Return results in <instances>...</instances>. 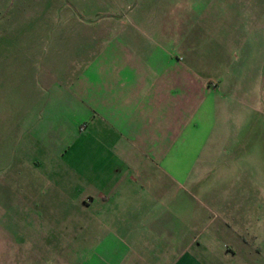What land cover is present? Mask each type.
<instances>
[{
	"label": "crops",
	"instance_id": "0c3cea01",
	"mask_svg": "<svg viewBox=\"0 0 264 264\" xmlns=\"http://www.w3.org/2000/svg\"><path fill=\"white\" fill-rule=\"evenodd\" d=\"M243 1L252 17L225 24L219 61L202 54L208 42L183 39V7L175 9L169 41L151 40L150 23L95 25L100 37L89 42L81 37L93 25H65L79 39L63 58L15 54L23 48L17 29L5 35L14 25L0 26V211L13 222L50 224L42 238L53 243L41 264H132V240L151 235L164 241L168 257L160 264H190L183 257L188 230H166V193L182 189L193 171L209 175L217 154L228 172L237 165L255 176L262 199L253 220L264 222V0ZM211 30L197 29L213 41ZM7 41L14 42L8 49ZM27 62L33 68L24 74ZM24 94L29 104L8 101ZM210 203L198 220L222 206ZM250 236L264 239V231L256 225ZM140 244L155 261L160 253Z\"/></svg>",
	"mask_w": 264,
	"mask_h": 264
},
{
	"label": "rangeland",
	"instance_id": "374dc122",
	"mask_svg": "<svg viewBox=\"0 0 264 264\" xmlns=\"http://www.w3.org/2000/svg\"><path fill=\"white\" fill-rule=\"evenodd\" d=\"M177 7L185 9L183 11L186 16L183 18L182 27L186 29L182 35L183 39L198 38L199 42H208V48H201L202 54L214 57L215 61H219L225 53L222 46H217L227 34L224 30L225 24L238 27L245 19L249 20L252 17L250 13L253 12L250 11V3L243 0H231V3L225 0H0V26L14 25L2 32L5 35L14 34L17 29V37L21 40L23 48L18 47L19 52L15 54L25 55L28 51V56L60 55L59 57L63 58L67 44L79 39L76 32L64 30L65 25L71 23L93 25L90 27L91 30L87 29L86 35L81 37L89 42L93 40L95 33L100 37V31H93L95 25H102L109 30L112 24L131 23L139 26L150 23L151 40L169 41L174 40L175 32L170 23L173 24ZM225 8L227 10L230 8L232 12L229 18L223 16ZM258 9L262 13L259 17L264 23V2H260ZM160 25L162 27H159ZM170 28L172 29L169 30ZM196 28L199 30L212 28L214 40L211 41L207 35L201 38V33ZM102 33L104 38L108 36L107 31ZM32 42L34 45L31 48ZM13 43L7 41L6 48ZM31 65L28 62L26 65L22 64L24 74L32 71ZM33 66L35 70L37 65ZM27 79V81L25 78L22 79L21 85H27L28 88L31 80ZM28 97L25 94L18 97L11 95L8 96V101L16 99L25 105L30 103ZM209 161L215 166L209 175L197 176L195 175L197 172L193 171V175L189 176L182 189L179 187L168 189L166 230L177 234L188 230L183 234V257L186 261L190 260V264H264V239H254L250 236L254 233L256 225L259 230L264 231V222L258 225L253 220V205L260 198L254 183L255 176L241 171L237 165L235 167L233 165L229 172L228 169L218 166L222 161L219 154ZM213 199L221 202L222 206L217 208L218 211L216 210V214L210 217L209 221L198 220L201 205L211 204L210 201ZM245 201L250 203L246 210L242 208ZM0 210L2 211V208ZM1 211L0 264H41L46 261L45 253L53 242L42 237L50 230V224L13 222ZM174 215L177 217L176 220L173 218ZM223 221H229V224L222 226ZM74 224L69 222L66 227L73 229ZM132 241L135 243L134 249H137L131 257L129 255L132 264H160L166 261L168 256L163 254L162 249L165 245L162 239L151 235L149 238L136 237ZM137 242H141L140 248L160 253L154 256L155 261H150L148 256L141 254ZM218 243H229L233 249L231 252L218 250ZM256 245H260L261 252H255ZM16 248L18 253L15 255ZM89 257L93 259L94 256Z\"/></svg>",
	"mask_w": 264,
	"mask_h": 264
}]
</instances>
